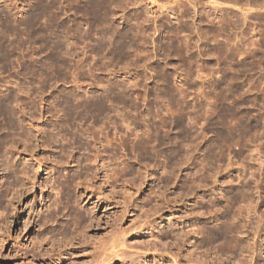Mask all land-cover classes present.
<instances>
[{"label": "rangeland", "instance_id": "obj_1", "mask_svg": "<svg viewBox=\"0 0 264 264\" xmlns=\"http://www.w3.org/2000/svg\"><path fill=\"white\" fill-rule=\"evenodd\" d=\"M101 3L0 0V264H264V0Z\"/></svg>", "mask_w": 264, "mask_h": 264}, {"label": "bare ground", "instance_id": "obj_2", "mask_svg": "<svg viewBox=\"0 0 264 264\" xmlns=\"http://www.w3.org/2000/svg\"><path fill=\"white\" fill-rule=\"evenodd\" d=\"M95 2L97 3V5L100 4V5L102 6V3H101L102 0H95ZM103 5H104V4H103ZM101 6H100V7H101ZM93 7H94V6H93ZM98 7H99V6H98ZM44 9H45V8H44ZM97 9H98V8H97ZM94 10H95V8H94ZM95 11H96V10H95ZM97 11H98V10H97ZM0 111H1V110H0ZM0 113H1V112H0ZM97 258H98V256H97ZM97 258H96V259H97ZM93 261H94V260H93ZM101 262H102V261H101ZM102 263H104V262H102Z\"/></svg>", "mask_w": 264, "mask_h": 264}]
</instances>
